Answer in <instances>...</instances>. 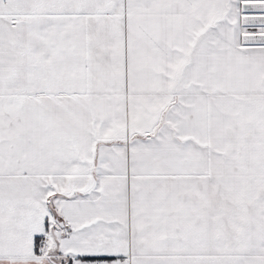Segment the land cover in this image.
<instances>
[{"label": "snow or ice", "instance_id": "obj_1", "mask_svg": "<svg viewBox=\"0 0 264 264\" xmlns=\"http://www.w3.org/2000/svg\"><path fill=\"white\" fill-rule=\"evenodd\" d=\"M0 264H264V0H0Z\"/></svg>", "mask_w": 264, "mask_h": 264}]
</instances>
